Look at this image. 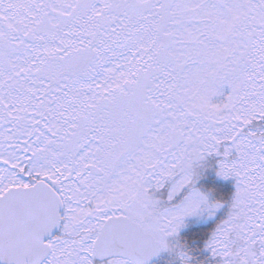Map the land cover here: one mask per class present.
Here are the masks:
<instances>
[{"label":"snow or ice","instance_id":"6c2138e0","mask_svg":"<svg viewBox=\"0 0 264 264\" xmlns=\"http://www.w3.org/2000/svg\"><path fill=\"white\" fill-rule=\"evenodd\" d=\"M210 157L206 249L264 264V0H0V264H192Z\"/></svg>","mask_w":264,"mask_h":264},{"label":"rangeland","instance_id":"374dc122","mask_svg":"<svg viewBox=\"0 0 264 264\" xmlns=\"http://www.w3.org/2000/svg\"><path fill=\"white\" fill-rule=\"evenodd\" d=\"M209 160V159H208ZM208 162V161H207ZM204 164V163H203ZM207 167L209 168V171L211 172V180H208V182H206V177L204 175H201V177H198L197 176V183H196V187L205 191L208 195H209V198L211 200H216V196H217V193H218V190H220L217 185H216V181H215V176H216V167L214 166L213 167V164L212 165H207ZM219 181V180H218ZM233 182V180L229 179V180H224L222 181V183H226V182ZM205 183L206 184V187H209L208 189H204L203 187H205ZM235 191H228L227 194H223V191H221V199L223 200V207L227 208L225 211H224V208L220 209L217 214H216V217L215 218H212V219H209L207 217H202V218H198V217H191V218H187L186 221H185V227H183L179 234L174 237V238H170L169 239V245L171 248H173V245L174 244H179L181 243L180 241L181 240H184L186 234L188 232H190V230H193V229H200L202 227H206V226H209L211 224H213L214 222H216L218 220V218L220 216H224L226 217V214L227 212L229 211V205H230V202H231V198H232V195L234 194ZM229 195V197H228ZM229 198V200H228ZM207 235H208V231H206ZM164 252V259L165 261H160L159 263L160 264H179L177 258H175L174 262L172 261L171 263L168 262V261H171L175 254L173 252H169V251H163ZM199 254H203L205 255L208 259L211 260V264H217V260L216 258H213L211 256V253L206 249L205 245L203 246V249L201 250V253ZM193 264V262H192Z\"/></svg>","mask_w":264,"mask_h":264},{"label":"trees","instance_id":"16d2710c","mask_svg":"<svg viewBox=\"0 0 264 264\" xmlns=\"http://www.w3.org/2000/svg\"><path fill=\"white\" fill-rule=\"evenodd\" d=\"M208 159L205 162H203L204 164H202L201 167H199L197 169V174H198L197 176L201 177V175H204L207 180H211V178H212L211 174H210L211 172L209 171V168L207 167V165L213 164V167L215 166L217 168V161L215 158H211V157ZM215 181L217 184H219V185L221 184V186H220L221 191H224L225 193H226V191L227 192L228 191H230V192L235 191V182L234 181L233 182L228 181L226 183H222V181H224V180L218 178L217 176H215ZM226 187H227V190H226ZM208 188L209 187H204V189H208ZM226 209L227 208L224 207V211ZM222 218H225V215L223 217L220 216L216 222H214L213 224H211L209 226L202 227L200 229L190 230V232H188L186 234L184 240H181L180 241L181 243H179V244H174L173 248H184L186 251H188L189 255L192 257L193 264H211L210 259H208L205 255L199 254V253H201V250L203 249V246L205 245V240L207 239V236L215 228L216 223L219 220H221ZM206 231H208V235H207ZM175 258H176V256H174V258L168 262H170V263L172 261L174 262ZM161 261L162 262L165 261L164 257L162 258Z\"/></svg>","mask_w":264,"mask_h":264},{"label":"water","instance_id":"95a60500","mask_svg":"<svg viewBox=\"0 0 264 264\" xmlns=\"http://www.w3.org/2000/svg\"><path fill=\"white\" fill-rule=\"evenodd\" d=\"M160 254H161V253H159V254L156 255V256L151 257L150 260H149V264H151V263H153L154 261H156V260L160 257Z\"/></svg>","mask_w":264,"mask_h":264},{"label":"flooded vegetation","instance_id":"af4514ba","mask_svg":"<svg viewBox=\"0 0 264 264\" xmlns=\"http://www.w3.org/2000/svg\"><path fill=\"white\" fill-rule=\"evenodd\" d=\"M59 232V229L57 230V232L56 233H58Z\"/></svg>","mask_w":264,"mask_h":264}]
</instances>
